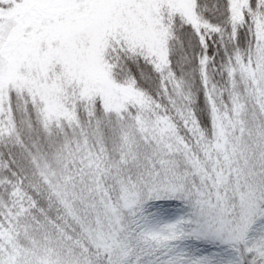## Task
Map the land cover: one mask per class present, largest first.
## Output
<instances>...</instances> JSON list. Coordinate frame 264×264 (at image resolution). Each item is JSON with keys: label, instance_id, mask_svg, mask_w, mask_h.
Instances as JSON below:
<instances>
[{"label": "snow or ice", "instance_id": "obj_1", "mask_svg": "<svg viewBox=\"0 0 264 264\" xmlns=\"http://www.w3.org/2000/svg\"><path fill=\"white\" fill-rule=\"evenodd\" d=\"M0 264H264V0H0Z\"/></svg>", "mask_w": 264, "mask_h": 264}]
</instances>
